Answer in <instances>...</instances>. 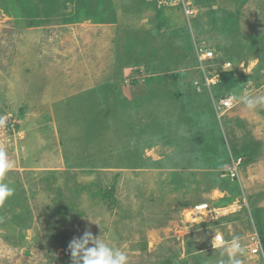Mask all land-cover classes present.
I'll list each match as a JSON object with an SVG mask.
<instances>
[{
	"label": "rangeland",
	"instance_id": "374dc122",
	"mask_svg": "<svg viewBox=\"0 0 264 264\" xmlns=\"http://www.w3.org/2000/svg\"><path fill=\"white\" fill-rule=\"evenodd\" d=\"M192 1L188 22L157 0H0V182L14 189L0 202V264H72L69 244L86 231L127 264H219L235 236L243 264H264L243 249L256 229L264 244V104L243 103L264 96V0ZM179 33L190 59L195 40L215 51L207 73L221 81L210 91L196 61L182 124H194L196 145L218 147L217 170L241 161L240 202H211L216 186L240 190L224 168L196 167L204 149L174 133L170 106L161 119L162 105L143 101L144 67L167 71L160 46ZM229 94L237 106L211 119L213 98ZM202 202L232 208L191 222Z\"/></svg>",
	"mask_w": 264,
	"mask_h": 264
},
{
	"label": "crops",
	"instance_id": "0c3cea01",
	"mask_svg": "<svg viewBox=\"0 0 264 264\" xmlns=\"http://www.w3.org/2000/svg\"><path fill=\"white\" fill-rule=\"evenodd\" d=\"M169 36L170 37H168V38L171 40H168V42H167L168 44L165 43L166 45L163 44L160 46V49H161L160 56L162 54H164V56L162 58L165 59V63L168 62V63H166L167 64L166 65L167 71H155L156 70L155 67L159 63L152 64V66H150V68H147L146 66L144 67L148 71L147 75L149 76V78L144 83L145 88L143 89V91H145V95H144L145 100H143V101H145V103L147 105H149V104L151 105V102H155L158 105H162L160 110H158V107H157L158 112H160L162 110V108L164 109V108H168L170 106V110L174 111V118H176L179 121V123L176 124L177 129L174 131V133L179 134V136L181 134H184L186 136V140L188 141L187 144L189 145L190 148H193L194 150H196L197 149L196 147L198 146L199 149L203 148L204 150L209 151L208 156L207 155L206 156L198 155L199 158H200V156H203L202 161L200 159L196 158V161L199 160L197 163L198 165H196V167L199 170H204L205 172H206V170H210L212 173H216V172L221 171L222 168H224V170L226 171L227 170L226 167H228V165H226V166L223 165L220 168V170L216 169L215 165L219 164L220 161H219V163L216 162L217 158H215V154L217 155V153H216V151L212 150L213 148L211 147L210 140L208 142L203 143L202 145H199L200 143H198V145H196V137H195L196 129H195L194 124H191V128L188 126V124H185V125L182 124L183 118H186V116H187L185 112H188L185 109V107L182 106V99H183L184 95H190L193 102H194V106H196V92L194 89H192V86H191V84H194V83L192 80H190L188 78V73L190 70L193 69L194 64L196 63V58H193L195 61L193 59H190L187 56L186 51H184V48L186 46L185 45L186 37H184L181 33H179L177 35V37H175L173 34H171V35L169 34ZM188 39H189V41H191L190 38H188ZM196 42L197 41L195 40L194 43H196ZM160 56H159V59H160ZM173 62H176V64L171 65V63H173ZM158 93H166V96L164 97L166 101H163L162 103L159 101H156L155 98H156V95ZM139 94H140V92L137 93V95H139ZM235 95H236V93H235ZM138 98H141V97L138 96ZM197 104L200 105L199 102ZM176 109L179 112H177ZM152 113H153V111H150V114H152ZM162 113L163 112L161 111L160 112L161 115L158 118L162 119V115H165V114H166L165 116L167 118L168 117L173 118V116L168 114L167 111L165 114H162ZM210 114H211V119H213V120H215L216 117H218L214 104H213V107L210 109ZM203 118H204V114L202 116L198 117V120L202 121ZM208 119L211 121L210 117H208ZM174 121H175V119H174ZM182 125H183V127H182ZM201 126H202V124H201ZM214 134H216V132H214ZM225 139H226V137H225ZM199 146H202V147H199ZM195 156H197V155L195 154ZM219 156H221V155H219ZM223 157H225V154L223 155ZM230 158H231V160H235L232 157H230ZM222 175L229 182L236 185L235 184L236 182H234V181H232L226 177V173L222 174ZM241 183H242V177H241V171H240V182H237V186H238L240 192L231 193V195H230L228 193L229 192L228 190L222 189L220 186L219 187L216 186V188H214L212 193H208V194H210L209 196H211V199H212L211 202L212 203H226L230 200L233 201L232 202L233 204L237 201L240 202L241 197L246 198V193L244 192L243 189H241V185H242ZM249 194L251 196L252 195L254 196L256 193H249ZM232 195H233V197H232ZM228 206H231V204H229ZM213 207L218 208L215 205ZM262 241H263V239H262Z\"/></svg>",
	"mask_w": 264,
	"mask_h": 264
},
{
	"label": "built area",
	"instance_id": "2783aa9c",
	"mask_svg": "<svg viewBox=\"0 0 264 264\" xmlns=\"http://www.w3.org/2000/svg\"><path fill=\"white\" fill-rule=\"evenodd\" d=\"M158 4L162 7H179L181 8L185 18L188 22H191L198 14V10L193 5L192 0H157ZM195 54H196V60L199 64V69L202 71L204 75V81L206 86L211 91V88L213 86H216L219 84V77L218 73H207V70L211 67L209 65L210 62L216 59L215 51L208 50L206 47H203L202 44L196 42L195 43ZM224 68L231 69L232 64L231 63H225ZM195 85L198 89H200V84L198 82H195ZM237 98L233 94L225 95L221 97L218 101H215L213 98V103L215 106V110L217 115H226L228 112L232 111L237 106ZM240 165L241 161H235L232 160L231 164L228 166L226 170V177L232 181L240 182ZM232 208L231 206H227L226 208H215L209 203H202L196 205L194 208H192V215L199 217L202 219L210 218L212 220L219 219L220 213H223L224 211L230 210ZM191 215V216H192ZM225 216V215H224ZM223 217V216H222ZM250 239V246H245L243 249H250V252L253 256H263L264 257V245L262 238L257 231L249 236ZM225 244V242H223ZM242 246V245H241Z\"/></svg>",
	"mask_w": 264,
	"mask_h": 264
},
{
	"label": "clouds",
	"instance_id": "9594fccd",
	"mask_svg": "<svg viewBox=\"0 0 264 264\" xmlns=\"http://www.w3.org/2000/svg\"><path fill=\"white\" fill-rule=\"evenodd\" d=\"M197 61V60H196ZM243 103L248 109H255L258 104H264V96L244 98ZM8 170L7 154L0 151V175ZM14 189L8 184L0 182V202L12 196ZM221 236L215 233L213 241H220ZM72 264H127L126 253L113 249L100 237H93L86 231L82 237L74 238L69 244ZM229 253L227 260H220L219 264H243L237 254L242 251L240 237L235 236L230 241V247L225 249Z\"/></svg>",
	"mask_w": 264,
	"mask_h": 264
},
{
	"label": "trees",
	"instance_id": "16d2710c",
	"mask_svg": "<svg viewBox=\"0 0 264 264\" xmlns=\"http://www.w3.org/2000/svg\"><path fill=\"white\" fill-rule=\"evenodd\" d=\"M230 72H226L225 73V76H223V77H221L225 82L227 81V77L229 78L230 77ZM220 83H221V81H220ZM140 101H142V100H140ZM264 112V111H263ZM218 149V147H216L215 149H212V150H214V151H216ZM208 153H209V151L208 150H203V153L202 154H199V155H204V156H208ZM198 159V158H197ZM200 159H203V156H200ZM234 182H236V181H234ZM236 185H237V182L235 183Z\"/></svg>",
	"mask_w": 264,
	"mask_h": 264
},
{
	"label": "bare ground",
	"instance_id": "6f19581e",
	"mask_svg": "<svg viewBox=\"0 0 264 264\" xmlns=\"http://www.w3.org/2000/svg\"><path fill=\"white\" fill-rule=\"evenodd\" d=\"M201 220L198 218V217H196V216H193L192 218H191V222H197V223H199Z\"/></svg>",
	"mask_w": 264,
	"mask_h": 264
}]
</instances>
